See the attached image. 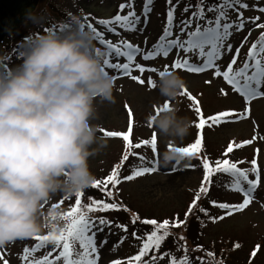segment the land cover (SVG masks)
Here are the masks:
<instances>
[{
    "label": "rangeland",
    "instance_id": "rangeland-1",
    "mask_svg": "<svg viewBox=\"0 0 264 264\" xmlns=\"http://www.w3.org/2000/svg\"><path fill=\"white\" fill-rule=\"evenodd\" d=\"M32 1L0 0V37L5 34L6 30L11 31L10 23L17 12L29 8ZM178 1L179 3L174 9L173 21L188 17L191 10L190 6L187 12L184 11L186 7L183 4L186 0ZM193 1L195 2V0ZM57 2L69 10L70 13L80 16L87 25L89 24L71 0H57ZM121 4H125V8L121 9ZM259 4L264 5V0L247 2L248 7L243 10L245 27L240 31H236L235 28L232 29L233 34L227 39V43L232 45L231 51L221 50V56L217 63L222 70L231 61L238 47L240 53L234 67H241L246 59L249 47L258 39V35L264 32V28L256 27V23L264 24V12L260 11ZM80 7L93 12L97 16L110 15L111 13L126 15L129 11L135 12L140 17L135 29L129 30L116 24V31H113V36L132 41L140 49L134 63H140L146 69L144 73H140L133 63L131 75H138L141 79H144L145 83L142 85L138 81H134L131 75H121L122 73L119 74L120 70L110 69L104 65L105 70L114 77L118 90H114L113 93L116 101L114 104L96 103L97 113L93 123L99 125L98 135H103L107 139L108 146L99 155L89 160L90 171L96 177V180L103 183L116 167L118 155L122 150V143L125 142L122 137H109L105 133L107 131H126L129 110L132 111L134 120L132 138L136 141L145 139L151 141L153 134L157 137L156 152L152 151L151 143H149L146 145L147 148H135V155L129 154V159L123 164V170L119 175L121 182L112 187L116 192L115 194H118L120 198L119 203L124 207L112 216L114 220L111 225H105L103 231L97 232L96 241L100 250L98 264H112V261L115 260L122 261V264L128 263V260L138 252L139 244L143 241L133 236L132 232L135 231L140 236L146 237V234L150 233V227H153L143 224L141 222L142 217V221L153 218L157 222L165 219L170 222L168 228L170 235L165 238L159 249L151 250L149 255H156L161 252L171 236L178 238L182 236L186 240L189 236L190 255H202L201 249L203 247L209 248L211 244L213 248L220 249L223 242L229 244L235 242L236 249L229 258V262L264 264V96L246 101L222 77H215L214 69H209L203 73H190L181 69L173 70V61L183 60L182 52L178 49L174 53H169L166 57L144 61L143 56L159 41L160 33L164 32L166 27L163 25L164 18H166L163 13L164 0H82ZM146 16L148 21L144 22L143 18ZM232 16L234 17V15ZM255 17L260 19L253 23ZM236 20L237 18L233 21ZM103 33L107 36L110 32ZM174 33L176 35L183 34L180 33V25H173L172 38L176 37ZM245 37H247L246 40ZM20 53L21 51L16 55V61L8 63L7 68L12 69L22 63ZM189 55L190 53L187 56ZM165 66L170 71L178 72L187 85V94H181L176 101H167L166 98L160 96L156 88L147 84V77L151 76L153 82H155L158 73L160 70H164ZM149 69H155V71H148ZM262 88H264V85H262ZM221 89L227 95L222 94ZM190 94H194L199 100L200 113L206 117V120L210 115L218 114L221 111H234L237 115L229 117L227 121L211 124V126L206 124L203 129L197 128V105L189 99ZM165 103L176 105L180 109L178 115L186 116L192 121L193 126L183 142V145H185L183 147L195 142L198 131L202 133V142L207 144L204 145L201 155H198V153L203 148L202 144L199 152L194 156H186L181 161L170 163L167 166L160 164L159 153L165 149L167 138L157 136L156 130L151 126L148 117L153 112L159 111ZM247 140H252V143L250 145L243 144ZM230 143L233 144L234 151L226 158L236 162L238 167L250 169L251 161L254 158L257 160L261 173V183L253 193L254 198L246 208L234 211L231 216L226 215L225 209L213 206L211 201L237 205L243 202V194L235 193L225 187L230 180L229 174H215L212 177L211 185H205L209 187L206 204L213 208V211L203 212L207 218V223L203 225L201 230L196 227H189V224L193 222L191 219L195 216L193 213L198 207L197 203L190 216H183L186 218L184 219L185 222L179 227H175V231H172V223L178 222L182 218L181 212L184 208H188L189 201H191L190 205L192 204L191 199L199 191L204 177L203 159L208 158L214 165L217 159L224 156ZM235 144H243V147L235 149ZM140 157H143V160ZM240 161L244 162L240 163ZM140 167H154L156 170L152 173L136 176L131 181L123 179L125 176L132 175L133 171ZM249 176L254 178L255 174L249 172ZM74 196L65 198L61 194H57L50 203L59 207L62 213H65L70 211ZM110 201L107 200L106 202ZM91 203L92 201L89 200L87 205ZM87 205L84 207V211H87ZM130 209H133L131 214L139 218L135 224L132 223L133 217L129 218L128 210ZM95 212L97 213V210ZM221 216H224L222 220L219 219ZM106 217L110 218V216ZM65 223L66 221H63V226ZM116 225H126L127 231L125 232ZM48 232L45 229L36 235H46ZM198 235H201L199 236L201 239L198 237V240L203 244L200 248H197L198 250H193L191 249L194 247L192 245L194 243L193 237ZM122 237L124 239L121 242ZM37 243L38 241L34 237H28L19 239L0 249V256L3 257L0 259V264H4L5 260L8 261V264H29V261L40 259L49 251H52L53 245H45V247L31 252L28 261H25L23 259L25 247L32 248ZM205 251L210 253L208 249H205ZM254 251L256 252L255 256H253ZM212 256L223 261L220 254ZM191 262L192 264H201V261L192 260ZM156 264H166V262L164 259H159ZM204 264L210 263L204 260Z\"/></svg>",
    "mask_w": 264,
    "mask_h": 264
},
{
    "label": "clouds",
    "instance_id": "clouds-1",
    "mask_svg": "<svg viewBox=\"0 0 264 264\" xmlns=\"http://www.w3.org/2000/svg\"><path fill=\"white\" fill-rule=\"evenodd\" d=\"M94 40L91 27L70 14L64 32L31 33L21 45L22 63L0 70V249L45 229L59 232L63 213L53 197H71L96 180L89 160L108 146L93 123L96 103L114 104L118 89ZM154 88L176 101L187 85L164 69ZM179 111L166 103L148 117L167 138L162 166L186 157L178 149L193 125Z\"/></svg>",
    "mask_w": 264,
    "mask_h": 264
},
{
    "label": "snow or ice",
    "instance_id": "snow-or-ice-1",
    "mask_svg": "<svg viewBox=\"0 0 264 264\" xmlns=\"http://www.w3.org/2000/svg\"><path fill=\"white\" fill-rule=\"evenodd\" d=\"M235 5H240L241 8H247V3H241V0H221L214 8H207L208 12H215L214 19H208L205 16V7L202 2L198 3L196 6V11H193L191 16L184 21H181L180 33L185 34V38L181 39L180 35L177 34L174 39H169L172 36L171 24L174 15L173 9H170L167 13L168 26L165 27L163 35L160 37L158 44L154 45V50L148 51L144 56V61H148L158 54H163L165 57L168 56L172 49L181 50L185 54H194V59H189L187 56L183 60H176L172 67L175 69H185L190 73H203L209 69H214L215 77H222L232 89L239 93L246 101L251 100L255 97L264 96V32H261L260 37L257 41L253 42L249 47L246 54V59L242 66L235 68L237 63L240 48H236V53L233 55L231 61L226 65V67L221 69L217 61L221 56V50L226 49L231 51L232 45L227 43L228 37L232 33V29L235 28L236 31H240L245 27V20L243 18L242 12L238 11L237 20L232 21L229 17V10H236ZM120 8H125V4H121ZM185 12L188 11L186 7ZM264 12V8L260 9ZM259 17L253 19V23L259 21ZM140 17L136 15L135 12L129 11L126 15H121L117 13L111 20H99L97 23L103 25H111L113 23L126 28L135 29ZM193 20L196 21L195 27L192 28ZM89 27L95 33L96 38L101 44L106 45L112 52L116 59L115 62H111L105 59L104 65L110 69L120 70L125 75H131L132 66L137 54L140 52L138 47H134L127 41H121V43L114 44L108 40L102 31H97L91 23L88 24ZM66 28L69 25L65 26ZM256 27L264 28V24L256 23ZM191 30H188L190 29ZM108 31H115L114 28L108 29ZM247 37H245V40ZM125 58L126 62H120L119 58ZM134 67L139 70L140 73H144L146 69L140 63H134ZM167 69V66H165ZM148 71H155V69H149ZM134 81H138L140 84H144L145 80L141 79L138 75H131ZM210 83V81H208ZM147 84L154 87V82L151 76L147 77ZM222 94L227 95L223 89H221ZM187 94L185 90L182 95ZM190 100H195L194 97L189 95ZM166 104V103H165ZM196 112H200V108H196ZM237 113L234 111H221L218 114L212 115L205 120L203 117L199 119V123L196 125L197 128L203 129L205 125L211 126L214 123H221L227 121L229 117L236 116ZM133 113L131 110L128 112V126L126 131H107L105 134L109 137H122L123 141L128 147H134L139 149L141 144L147 145L151 143L152 151L157 150V137L155 134L152 135L151 141L145 139L141 143L132 144L130 136L133 134ZM201 138H196L194 143L189 146L179 148L178 151L183 153L185 156H194L199 152L201 148ZM252 140L244 141L243 144L250 145ZM243 144H235V149H240ZM234 151L233 144H229L224 156H228ZM132 155H135L133 153ZM129 155L123 157V161H127ZM143 160V157H140ZM122 161V162H123ZM244 161H240L243 163ZM203 169L204 177L199 188V191L193 200L192 204L189 206L188 213L192 212V209L196 206L201 195L207 194L209 192V187L205 185H211L212 177L218 173H224L230 175V180L226 183L225 187L229 188L235 193L243 194V202L237 205H229L228 203H217L216 201H211L213 206L220 209H225V214L231 216L234 211H239L246 208L252 201L253 193L258 188L261 183V173L257 164V160L254 158L251 161L250 169H241L238 167L236 162L228 158L217 159L213 164L208 158L203 159ZM119 167V166H118ZM156 169L154 167H140L133 171L132 175L123 177L124 180L131 181L136 176H142L146 173H152ZM249 172L255 174L254 178H250ZM121 182L119 178L118 171L113 169L111 174L106 178L104 183V191L108 197H112L113 193L107 190L108 184L112 186L118 185ZM93 188H101V181L95 180L92 185ZM81 196L82 193L76 194L75 206L71 207L70 211L63 213V219L66 221L65 225L60 229L59 232H48L46 235H33L38 243L32 247H25L24 257L25 261H28V257L31 252H34L40 248L45 247V245H53L52 251H49L40 259H35L29 261V264H98L100 259V250L97 245L96 235L98 231H103V226L111 225L112 221L105 219L103 217L99 219L92 218L88 215L89 212L100 210H111L118 209L119 204L114 202H105L104 200H93L91 204L87 205V211L81 208ZM55 206V205H54ZM201 211H205L201 209ZM224 216L219 217L223 219ZM139 218L133 216L132 223L135 224ZM145 225L153 226V230L146 234V238H143L142 246L139 248L138 254L134 255L128 260V264H156L158 257L152 255L150 259H143L149 255V252L153 249H159L162 242L166 237L170 235L168 228L170 226L169 220L165 219L163 222H157L155 219H144L141 221ZM183 221H178L173 223L172 227H179ZM99 225V227H97ZM117 227L127 231L126 225H116ZM133 236L136 233L133 232ZM141 239V237H137ZM121 238V242L123 241ZM181 240L184 237H180ZM115 247V246H114ZM183 247V246H182ZM238 247V246H237ZM187 249L185 247V255L177 259L174 255H171L169 264H192L190 258L188 257ZM170 255V253L162 254L159 259H164L165 256ZM208 256H212V253H207ZM256 252H253V256ZM3 257L0 256V259ZM204 264L203 257H197ZM4 264H8L5 260ZM112 264H122V261L115 260Z\"/></svg>",
    "mask_w": 264,
    "mask_h": 264
},
{
    "label": "trees",
    "instance_id": "trees-1",
    "mask_svg": "<svg viewBox=\"0 0 264 264\" xmlns=\"http://www.w3.org/2000/svg\"><path fill=\"white\" fill-rule=\"evenodd\" d=\"M71 1L77 4L78 6L80 5L79 2H82V0H71ZM174 1L175 0H165L167 10H170L173 7ZM188 1L189 2L187 4H191L190 3L191 1L190 0ZM195 2H196V5L202 2L205 7V10H207V8L209 7L216 6L218 3L221 2V0H195ZM235 6L239 7V5H235ZM194 11L196 10L194 9ZM70 14L71 13L64 6L62 7L60 4H58L57 0H33L29 8L21 9L19 12H17L15 18L10 23L11 31L6 30L5 34L0 37V70H3L5 67H7L8 63H11L12 61H16L17 52L19 51V49H21V45L23 44L25 37L29 36L31 33H36V32L42 33L49 28L54 31L61 32L62 29L66 28L65 27L66 25H69ZM136 143L137 141L135 139H132V144L134 145ZM201 144L203 148L201 152L198 153V155L202 154L204 145L207 143L202 142ZM142 145L144 144H141V146ZM134 149H135L134 147H128L126 144H125V147H122V150L118 155L117 165L116 167H114V169L118 171L119 175L121 174V171L123 170V167H124L123 164L126 162V161H123V157L125 155L133 154ZM224 158H226V156H223L222 158H219V159H224ZM243 169H247V168L244 167ZM103 185L104 183H101V188H93L92 186H90L88 187L89 189H85L81 192L82 193L81 208L82 210H85L84 207L88 204L89 200L93 201V200L99 199V200H104L105 202L107 200H111L110 202L117 203L120 205V207L118 209H111V210H105V211L97 210V213L95 211H92V212H89L88 215L95 219H99L103 217L105 219L112 221L114 220L112 216L116 214L119 210H122L121 208L124 207V205H121L119 203L120 198L118 194H115L116 192L112 188L113 186L111 184H108L107 190L112 191L113 193L112 197H108L106 195L105 191L102 189L104 188ZM208 194L209 192L207 194L201 195L200 199L198 200L197 202L198 207L196 208V210H194V213H193L195 214V216L191 219L193 220V222L189 224L190 228L196 227L199 230H201L203 228V225L207 223L206 222L207 218L203 212L205 211L209 212L210 210L213 211V208L210 205L206 204ZM195 197L196 195H194L193 198L195 199ZM193 198L191 199L192 201L194 200ZM75 199H76V195L73 197L71 201L72 207L75 206ZM187 205L190 206V203H188ZM201 209H204L205 211H201ZM186 210L187 209L184 208L183 212H181L182 214L181 220L186 219L183 217L185 213H188V211ZM132 211L133 209L128 210L129 218L133 217V215L131 214ZM106 216H110V218H107ZM187 216H190V213ZM174 228L175 227H172V231H175ZM152 230H153V227L152 228L150 227L149 232H151ZM199 236L201 235L193 237L194 243L192 245L194 247H192L191 249L198 250L197 248H200V246H202L203 242L198 240ZM136 237H141L140 240H143V238H146V237L140 236L137 232H136ZM199 238L201 239V237ZM189 241H190L189 236L187 240L186 239L181 240L180 238L176 236H171L169 237V240L164 245L162 251L156 254V256L159 259V257L162 254L170 253V255H167L164 257L165 262L169 263L171 255H174L177 259L185 255V247H186L187 249L186 254L188 255L191 261L192 260L200 261L197 259V257H203V259L209 262L210 264H244L241 262H238V263L229 262V258L231 257L232 253L236 249L235 242H230V244L228 242H223V246L220 247V249L213 248V245L211 244L209 248L203 247L201 249L202 255L201 254L190 255V252H189L190 247H188ZM142 243L143 241L140 242L139 244L140 247L142 246ZM205 249H208L210 253H212L213 255L220 254L223 261L220 258H217L214 256H208L207 253L209 252L205 251ZM151 256L152 255H148L144 257L143 259H146V260L150 259Z\"/></svg>",
    "mask_w": 264,
    "mask_h": 264
}]
</instances>
